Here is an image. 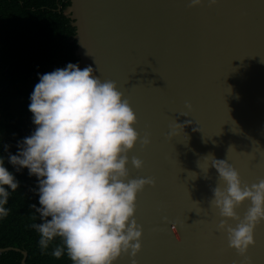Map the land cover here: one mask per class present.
<instances>
[{
    "label": "water",
    "instance_id": "1",
    "mask_svg": "<svg viewBox=\"0 0 264 264\" xmlns=\"http://www.w3.org/2000/svg\"><path fill=\"white\" fill-rule=\"evenodd\" d=\"M68 1L63 14L75 28L77 64L116 83L136 114L140 139L150 140L128 154L129 179L154 182L137 195L141 251L131 258L264 264V222L246 257L216 230L220 217L209 201L225 185L214 167L207 171L212 156L226 159L242 184L264 178V0H202L196 7L191 0ZM249 206L236 208L241 219ZM8 251L20 252L25 264V252L0 248Z\"/></svg>",
    "mask_w": 264,
    "mask_h": 264
},
{
    "label": "clouds",
    "instance_id": "2",
    "mask_svg": "<svg viewBox=\"0 0 264 264\" xmlns=\"http://www.w3.org/2000/svg\"><path fill=\"white\" fill-rule=\"evenodd\" d=\"M216 2L209 0L210 5ZM201 3L191 0L192 7ZM28 110L34 131L18 142L15 155L8 145L4 152L16 173L26 169L37 180L39 207H32L41 223L31 227L40 236L41 251L59 240L51 255H66L71 264H116L122 255L136 257L142 239L134 218L137 195L154 182L129 179L128 154L138 142L147 146L150 140L140 139L136 114L116 83L102 81L91 66L68 63L39 75ZM131 165L143 167L135 157ZM210 165L225 185L216 186L209 201L220 217L216 230L226 233L228 246L246 257L255 244V228L264 222V178L248 186L226 159L211 156L207 171ZM19 187L0 156V220L9 215L5 206ZM245 201L250 206L241 219L236 208ZM229 220L236 222L234 227Z\"/></svg>",
    "mask_w": 264,
    "mask_h": 264
},
{
    "label": "trees",
    "instance_id": "3",
    "mask_svg": "<svg viewBox=\"0 0 264 264\" xmlns=\"http://www.w3.org/2000/svg\"><path fill=\"white\" fill-rule=\"evenodd\" d=\"M68 6V0H0V156L20 183L5 206L9 215L0 220V248L25 252V264H71L66 255H51L59 240L41 251L40 236L31 227L41 223L32 207H39L37 180L26 169L16 173L4 152L8 145L15 155L18 142L34 131L28 106L39 75L78 62L75 28L63 14ZM21 259L20 252L0 254V264H21Z\"/></svg>",
    "mask_w": 264,
    "mask_h": 264
},
{
    "label": "snow or ice",
    "instance_id": "4",
    "mask_svg": "<svg viewBox=\"0 0 264 264\" xmlns=\"http://www.w3.org/2000/svg\"><path fill=\"white\" fill-rule=\"evenodd\" d=\"M253 161H254V160L250 161V164H251V165H255V164H256V163L254 164ZM170 231H171V228H170ZM127 256H129V255H124V256H122V257L120 258V260L117 261V264H120V261L123 260V259H124L125 257H127ZM130 258H131V257H130ZM134 260H135V259H134ZM131 264H133V259H132V258H131ZM135 264H137V261H136V260H135Z\"/></svg>",
    "mask_w": 264,
    "mask_h": 264
}]
</instances>
